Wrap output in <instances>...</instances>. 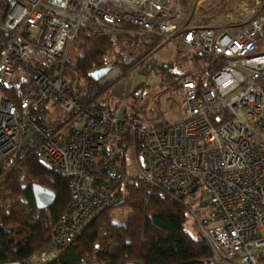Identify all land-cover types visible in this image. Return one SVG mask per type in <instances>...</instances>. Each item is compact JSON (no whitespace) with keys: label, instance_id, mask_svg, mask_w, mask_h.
<instances>
[{"label":"built area","instance_id":"built-area-1","mask_svg":"<svg viewBox=\"0 0 264 264\" xmlns=\"http://www.w3.org/2000/svg\"><path fill=\"white\" fill-rule=\"evenodd\" d=\"M251 1L255 7L232 11L245 12L240 24L218 30L197 8L194 23L189 15L179 26L177 0H0V29L11 35L0 57V181L3 164L22 149L70 189L50 248L22 264H47L80 236L111 198L128 153L143 181L185 207L210 249L203 264H264V16ZM79 34L126 36L140 46L159 38V47L196 53L215 72L202 87L191 75L178 82V120L141 125L137 105L99 102L127 77L114 62L90 84L76 86L65 73ZM151 55L137 63L146 77L156 72ZM18 81L27 84L14 102L5 90ZM43 106L61 110L59 124L34 119Z\"/></svg>","mask_w":264,"mask_h":264},{"label":"trees","instance_id":"trees-1","mask_svg":"<svg viewBox=\"0 0 264 264\" xmlns=\"http://www.w3.org/2000/svg\"><path fill=\"white\" fill-rule=\"evenodd\" d=\"M220 2H208L199 9V15L208 23L217 8L225 4ZM10 36L0 29V57ZM123 42L142 49L137 61H126L117 52V47ZM159 44V38L140 46L135 39L126 36L88 37L79 34L72 46L78 54L75 59L68 58L65 73L73 75L75 81L84 80L90 84L92 80L88 75L107 62L112 61L128 72L139 58L150 54ZM259 44L264 46L262 33ZM183 50L175 49L172 62L157 65L156 74L163 77L161 86H166V90L175 86L173 90H179L178 82L186 75H191L199 87L209 85V78L215 72L212 66L201 62L196 53L187 57ZM182 65L185 72L178 70ZM26 84L27 81H18L13 89L5 92L12 101L19 102ZM144 88L147 86L137 87L129 102V106H138L134 119L141 125L158 117L160 111L158 102L152 105L137 103L147 94L142 93ZM48 113L49 110L43 106L33 113V117L47 125L51 123ZM125 165L123 156L119 176L112 180L113 193L109 201L80 236L61 248L56 258L47 264H203L202 260L209 257L210 249L205 240L200 235L192 237L185 229L188 221L185 207L178 201L160 197L139 176L128 175ZM3 168L6 172L0 181V264H22L31 255L50 248L56 224L69 204L70 189L65 177L42 166L36 156L24 154L22 149L7 159ZM32 184L55 193L51 207L44 210L36 208ZM118 210H128L122 223L114 220Z\"/></svg>","mask_w":264,"mask_h":264},{"label":"rangeland","instance_id":"rangeland-1","mask_svg":"<svg viewBox=\"0 0 264 264\" xmlns=\"http://www.w3.org/2000/svg\"><path fill=\"white\" fill-rule=\"evenodd\" d=\"M213 1L214 0H177L176 3L179 4V6L181 7L182 15H183L182 20L179 23V26H181L185 22L186 18L189 17V15H192L189 25L193 24L195 21V16L193 14L194 8L198 9L197 13L199 14V9L201 7L205 6V4H207L208 2H213ZM259 1H260V4L257 7L259 8L260 13L264 16V0H259ZM220 3L221 4L225 3L226 5L224 4L222 6H219L216 12L213 13L214 16H211L208 22V25L210 27H213L214 29H218V30L236 26L240 24V22H242L246 18L245 12H241L242 14L241 16L240 15L231 16L232 11L238 8V6L241 5L242 3H245L246 6L250 9L252 7H255L254 2L251 0H221ZM173 4H174V0H171V5ZM262 42H264V30L262 32ZM72 46L73 44L71 45V50L67 56L66 63L69 57L72 59H75V57L78 54L76 52V49L74 48L72 49ZM158 47L159 45L156 47L155 50L150 52L152 54L150 58L151 62L156 63V66L157 65L159 66L160 64H167L175 60L174 53H175V49L177 48H174L172 45H169V44L163 45L159 48ZM183 51H184V54L187 55V57L189 58L193 54V52L189 50H183ZM117 52L121 53L124 56L126 61H131L133 59L137 61V57L139 53L140 54L142 53V49L130 43L123 42L117 47ZM140 59L141 58L138 59V62ZM138 62H135V65L131 67L128 70V72L123 71L119 66H117L123 74L125 72L127 73V77H125L123 81V85H122V89H123L122 95L120 99L118 98L116 99L110 96V94L108 93L107 97H105V101L108 102L109 100L112 106H119L120 105L119 102L122 101L121 99L127 100L126 103L130 102L132 92L137 87L147 86V89L146 88L141 89L142 93L146 92L147 94L142 99L137 100V103L139 105H143L144 103H148L152 105L155 102H158L160 104V111L158 112V115L162 116L165 119L166 123L178 120L180 118L179 110L181 108L180 91L171 90V89L166 90L165 88L166 86L162 87L160 83L163 77L160 74H156V72H155V75H151L148 77L142 75L137 68ZM178 68L179 67H177L176 69ZM178 70L184 71L186 69H185V66L182 65V67H180ZM156 71H157V67H156ZM69 76L72 77V79L74 80L73 75H69ZM75 80L74 82L76 86L86 84L84 80H79V81H75ZM81 89L82 88L80 87V90ZM168 108H169V111L167 110ZM48 115H49L48 121L51 122L50 124H54V123H57V121H60V118H62L64 114L61 112L59 108L52 107ZM125 164H126L125 166L127 169L126 172L128 175L138 176L137 171L135 169L133 157H131L129 153L125 157ZM127 212L128 210H123V211L118 210L116 212L114 220L118 223H122L124 221V218ZM185 229L192 237L194 238L199 237V231L193 219L191 218L188 219ZM110 250H111V247L108 249V251ZM50 258L52 259V256H50Z\"/></svg>","mask_w":264,"mask_h":264},{"label":"water","instance_id":"water-1","mask_svg":"<svg viewBox=\"0 0 264 264\" xmlns=\"http://www.w3.org/2000/svg\"><path fill=\"white\" fill-rule=\"evenodd\" d=\"M107 73V69H101L91 72L88 76L91 80L97 81ZM32 194L35 202V206L38 210L48 209L55 202V193L45 187L38 184H32ZM9 264H21L19 262Z\"/></svg>","mask_w":264,"mask_h":264},{"label":"crops","instance_id":"crops-1","mask_svg":"<svg viewBox=\"0 0 264 264\" xmlns=\"http://www.w3.org/2000/svg\"><path fill=\"white\" fill-rule=\"evenodd\" d=\"M122 85H123V82H121V83H119L117 86H115L114 88H113V94L111 95L113 98H120L121 97V95H122ZM107 94H108V92H107ZM106 94V95H107ZM107 97V96H106ZM110 98V97H109ZM108 100V99H107ZM99 102L100 103H102V102H106L105 101V97H102V99L101 100H99ZM103 103V104H104ZM108 103L110 104V102H109V100H108Z\"/></svg>","mask_w":264,"mask_h":264}]
</instances>
